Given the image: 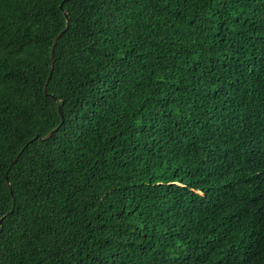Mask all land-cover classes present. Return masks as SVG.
<instances>
[{"label":"trees","instance_id":"1","mask_svg":"<svg viewBox=\"0 0 264 264\" xmlns=\"http://www.w3.org/2000/svg\"><path fill=\"white\" fill-rule=\"evenodd\" d=\"M0 219V264H264V0H0Z\"/></svg>","mask_w":264,"mask_h":264},{"label":"water","instance_id":"2","mask_svg":"<svg viewBox=\"0 0 264 264\" xmlns=\"http://www.w3.org/2000/svg\"><path fill=\"white\" fill-rule=\"evenodd\" d=\"M59 7H60V9H61L63 15H64L65 18H66V17H67V14H66V11L62 8V3L59 5ZM66 20H67V18H66ZM66 27H67V25L65 26L64 29H66ZM62 33H63V31H61L60 33H58V35L54 38V40H53V42H52V46H51V56H52V52H53L54 46H55V44H56V41L58 40V38L61 36ZM51 58H52V57H51ZM44 89H45V87H44ZM45 93H46V91H45ZM50 96L54 99V97H53L52 95H50ZM54 100H55V99H54ZM56 129H57V127H55L53 130H51L50 132H48V133H47L45 136H43V137H40L39 135H35V137H34L32 140H35V139L45 140V139L49 138V137L51 136L52 132L55 131ZM32 140H31V141H32ZM31 141H30V142H31ZM14 161H15V159H14ZM0 222H1V219H0Z\"/></svg>","mask_w":264,"mask_h":264}]
</instances>
